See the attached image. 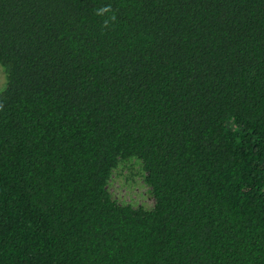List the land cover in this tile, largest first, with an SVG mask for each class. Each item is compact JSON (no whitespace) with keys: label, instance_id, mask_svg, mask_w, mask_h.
<instances>
[{"label":"trees","instance_id":"16d2710c","mask_svg":"<svg viewBox=\"0 0 264 264\" xmlns=\"http://www.w3.org/2000/svg\"><path fill=\"white\" fill-rule=\"evenodd\" d=\"M0 71V264H264V0H0Z\"/></svg>","mask_w":264,"mask_h":264},{"label":"rangeland","instance_id":"374dc122","mask_svg":"<svg viewBox=\"0 0 264 264\" xmlns=\"http://www.w3.org/2000/svg\"><path fill=\"white\" fill-rule=\"evenodd\" d=\"M3 83L4 75L0 71V85ZM140 172V166L134 162L126 163L113 172L107 188L118 204L152 208L154 201Z\"/></svg>","mask_w":264,"mask_h":264}]
</instances>
